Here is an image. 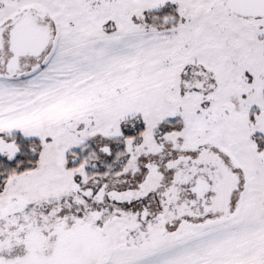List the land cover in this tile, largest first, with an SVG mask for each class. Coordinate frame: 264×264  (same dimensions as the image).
Here are the masks:
<instances>
[{"label":"rangeland","instance_id":"rangeland-1","mask_svg":"<svg viewBox=\"0 0 264 264\" xmlns=\"http://www.w3.org/2000/svg\"><path fill=\"white\" fill-rule=\"evenodd\" d=\"M24 1L43 4L60 36L34 64L39 70L0 78V136H20L26 156L14 162L8 190L57 195L53 148L73 140L80 121L108 133L138 118L182 128L190 143L214 133L249 185L235 224L191 231L155 256L114 247L109 264H262L264 17L237 18L220 0ZM200 166L222 180L214 203L221 209L226 171L206 159L187 168L195 174Z\"/></svg>","mask_w":264,"mask_h":264},{"label":"flooded vegetation","instance_id":"flooded-vegetation-1","mask_svg":"<svg viewBox=\"0 0 264 264\" xmlns=\"http://www.w3.org/2000/svg\"><path fill=\"white\" fill-rule=\"evenodd\" d=\"M19 26L24 31L18 39ZM26 27L45 33L39 55L26 48ZM58 29L40 2L0 0V78L39 70L34 64L54 51ZM17 53L14 71L8 66ZM181 129L137 118L107 133L80 121L75 138L53 148L57 195L38 199L8 190L14 162L26 156L18 135L11 142L0 136V264H109L114 247L136 258L155 256L188 240L191 231L235 224L249 192L247 177L214 133L190 143ZM204 159L226 171L221 209L214 207L220 176L187 168L190 160Z\"/></svg>","mask_w":264,"mask_h":264},{"label":"water","instance_id":"water-1","mask_svg":"<svg viewBox=\"0 0 264 264\" xmlns=\"http://www.w3.org/2000/svg\"><path fill=\"white\" fill-rule=\"evenodd\" d=\"M225 2V7L229 13L247 20L259 19L264 17V0H223ZM27 28V27H26ZM25 28V29H26ZM24 27L19 26L15 33L14 37L20 38ZM42 31V30H40ZM26 38V48L27 50H34L30 53L31 55H39L42 52V45L45 33H39V31L34 30L33 28H27L25 31ZM17 45V44H16ZM20 46V44H18ZM18 53L15 54V58L10 62L8 67H13L14 71H18ZM13 70H7V74H10Z\"/></svg>","mask_w":264,"mask_h":264},{"label":"trees","instance_id":"trees-1","mask_svg":"<svg viewBox=\"0 0 264 264\" xmlns=\"http://www.w3.org/2000/svg\"><path fill=\"white\" fill-rule=\"evenodd\" d=\"M219 3H221V5L224 6V8H226V7H225V2H224V1L220 0ZM226 10H227V9H226ZM230 14H231V13H230ZM231 15H232V14H231ZM232 16H235V15H232ZM235 17H236V16H235ZM237 18H240V17H237ZM240 19H243V18H240ZM245 20H247V19H245ZM41 67H42V66H41Z\"/></svg>","mask_w":264,"mask_h":264}]
</instances>
